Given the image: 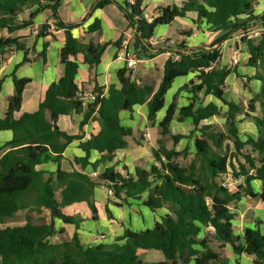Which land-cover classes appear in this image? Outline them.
I'll return each instance as SVG.
<instances>
[{
	"label": "trees",
	"instance_id": "1",
	"mask_svg": "<svg viewBox=\"0 0 264 264\" xmlns=\"http://www.w3.org/2000/svg\"><path fill=\"white\" fill-rule=\"evenodd\" d=\"M259 0H182L181 6L159 8V14L149 22L144 13L143 0H101L95 9L115 4L124 14L134 36L132 49L138 60L151 59L163 53L162 48H154L151 40L155 30L161 25H170L177 18H185L189 13L197 15L195 24L205 21L212 33L220 35L209 48L205 46L189 48L186 42L175 45V52L166 61L162 81L157 89L152 84L142 85L135 80L128 68L118 72L120 87L111 86L107 97L101 89H96L97 100L85 105L80 100L76 76L79 64L69 61L64 76L47 89L39 109L20 118L15 113L21 108L25 88L29 79H19L14 72L11 77L16 95L9 99L5 117L0 120V131H11L13 139L9 150L0 159V264H144L139 250H159L167 262L156 264H229L212 248L214 242L224 249L229 245L237 256L254 257L253 264H264V221H258L256 228L246 229L244 236L235 235L233 221L236 214L230 206L242 198L243 188L233 192L224 183L223 176L245 178L249 187L248 196L264 202V188L256 193L251 183L264 184V32L258 37L248 38L247 33L256 28H264V12L255 15V5ZM62 0H0V33L27 29L39 13L49 10L56 19V28L64 30L66 44L63 53L70 56L84 55L90 69H95L102 61L107 45L96 41L83 44L74 38L72 31L78 27L60 20L59 8ZM28 6L38 8L29 20L19 21V16ZM48 25H43L37 37H45ZM89 31L101 34L99 21L89 27ZM183 36L190 37L192 29L183 30ZM244 35L241 42L250 56L248 66L254 69L251 77L240 76L236 70L225 67L215 69L221 59L220 46L233 35ZM246 35V36H245ZM117 46H121L117 42ZM45 45V61H46ZM26 51V45L18 37H0V56L12 51ZM23 63H29L24 58ZM2 59H0V67ZM235 72L246 79L261 83L259 92L253 93L246 110L225 97V81ZM194 74L172 97L166 115L159 126L168 134L174 120L179 123L191 119L194 127L190 136L173 135V148H163L155 155L156 164L150 170L136 169L135 174L121 175L113 168L105 169L94 185L103 184L114 191V196L123 201L138 197L149 191L145 206L152 211L167 209L162 221L143 233L127 232L111 244H100L86 248L77 237L71 241L52 242L58 232L54 221L50 224H36L28 216L23 225H7L9 219L21 211L43 213L50 211L52 219H60L65 224H77V220L65 215L63 208L79 202H87L93 216L97 215L94 193L91 190H73L61 195L54 193L51 184L70 179L74 173L60 169L63 153L80 135H68L57 125L61 115L75 111L84 112L81 129L93 118L98 122L99 131L80 147L89 156L97 151L106 154L103 161H112L113 155L127 147L125 140L133 136V130L121 124L120 113H133L135 107L147 105L148 120L155 122L157 113L164 108V97L179 77ZM182 93L189 95L188 104L179 106ZM214 97L215 102L204 105V99ZM224 108L226 111L224 112ZM260 111L259 115L256 113ZM50 112L51 119H47ZM254 123L258 135L240 137L238 116ZM215 117L225 120L226 131L209 123ZM196 136L195 158L189 166L182 165L180 159L190 154V147L182 151L176 146L184 138ZM220 150L213 149L212 144ZM88 156L76 159V163L86 167ZM55 163L59 167L55 173L39 170L38 167ZM99 163L93 164L96 170ZM118 205V204H116ZM212 227L213 236L201 237L203 229ZM235 264H244L237 261Z\"/></svg>",
	"mask_w": 264,
	"mask_h": 264
},
{
	"label": "crops",
	"instance_id": "2",
	"mask_svg": "<svg viewBox=\"0 0 264 264\" xmlns=\"http://www.w3.org/2000/svg\"><path fill=\"white\" fill-rule=\"evenodd\" d=\"M100 1L62 0L59 8L61 21L65 24L78 25L72 31V34L79 42L89 44L91 41H96L101 45L108 44L101 63L92 70L85 63L83 54L74 57L63 53V48L66 44V34L64 30L56 28L57 21L49 10L43 11L35 16L33 25L27 29L17 31L16 33H9L7 30H3L0 33V37H18L26 45V51H12L4 57L0 56V59H2L0 67V120L5 117L9 107V99L16 95L15 85L11 77L14 72L19 79L30 80L23 94L21 108L15 113V117L20 118L26 113L31 114L39 109L47 89L52 83L59 81L64 76L66 64L69 61H74L79 64L76 83L81 93H96V89H101L103 96L107 97L111 86L120 87L118 72L128 68L127 60L129 58H135L137 63V69L135 71L128 68L133 72L135 80L142 85L152 84L157 89L162 81L165 63L175 52L176 44L186 42L189 48L201 46L209 48L212 42L220 35L219 33H212L210 26L205 21L195 24L197 15L189 13L185 18L175 19L170 25H161L156 28L151 44L154 48H162L164 50L163 53L157 54L151 59L138 60L131 48L134 33L130 29L124 14L115 4L95 9V6ZM181 4L182 0H143L145 17L149 21H152L158 16L159 8L174 5L181 6ZM37 8V6H28L25 8L24 12L19 16V21L29 20L30 14ZM263 12L264 0H259L255 5L254 13L255 15H259ZM96 21L100 23V35L96 31H89V27L94 26ZM45 24L49 26L47 35L38 38L37 33ZM188 29H192L193 34L190 37L183 36L181 32ZM252 31L261 34L264 32V28L260 27ZM241 37L242 35L240 34L233 35L221 44L219 47L221 59L213 68L223 69L228 67L236 70L240 76L245 78L253 76L254 69L248 66L250 56L246 51V46L241 42ZM117 42L121 44L120 47L117 46ZM230 44L234 46L229 47ZM45 45H47L46 61L44 58ZM227 47H229L228 50ZM25 56L29 60V63H23ZM237 56L238 62L234 63L233 59L237 58ZM219 63H222V66L217 68ZM192 78H194V74H190L187 77H179L174 81L171 89L164 97V108L157 113L154 123L148 120L147 105L135 107L133 113L127 111L120 113L121 124L125 127L132 128L133 136L125 138L127 147L117 151L113 155L112 161L101 162L106 156L105 153L101 154L97 151H92L88 156L80 147L81 142L88 141L92 135L97 134L99 131L98 122L94 120L95 115L82 129L81 123L84 119V112L77 113L73 111L68 115H61L58 118L57 125L61 131L72 136L80 135L83 138L81 141H74L66 148L60 164L62 171L74 173V176L63 181L55 180L51 184V187L57 195L73 190L93 191L97 215L95 217L93 216L87 202L75 203L62 209L65 215L77 220L78 225L65 224L60 219L53 220L50 216V211L44 210L43 213L47 215L45 223L50 224L54 221L55 229L58 232L51 238L52 242L59 240L69 242L74 237H77L86 248L100 244H111L129 231L143 233L153 228L156 223L162 221L168 211L165 208L152 211L145 206V202L148 200L150 194L148 190L138 197L129 198L127 201L122 202V199L119 200L115 196H109L105 185H94L93 181L95 180H89L87 176L89 177V174L93 171L101 174L107 168H113L115 172L123 176L126 173L135 174L136 169L150 170L156 164V154H161L163 148H173V140L171 138L173 135L190 136L194 129L191 119H187L183 123L174 120L168 134L163 133V129L159 124L166 115V110L172 101L173 95ZM238 81L239 87L236 92L230 86L232 85L231 83ZM245 83L246 79L238 77L235 72H232L225 81V96L231 90V97L229 99L227 98V100L236 102L244 111L248 104L243 106L240 102H244V99L250 101L253 93L259 92L261 87V83L258 81L249 82L248 87L245 86ZM233 93H236L237 96ZM181 98L187 100V103L183 105L189 103V95L182 93L179 97V106H183L180 104ZM215 103L218 104L217 102ZM204 105L207 104L204 102ZM225 111L226 108H224ZM259 114L260 111L258 110L256 115ZM47 119H51L50 112H47ZM238 121L240 122L238 124L239 126L247 122L244 120L243 114L238 116ZM188 123L189 127H193L192 129L190 128L188 131H176V129H179V126H184ZM209 123H211V120ZM248 124L252 127L250 132L244 133L239 129L240 137L243 141L248 136L256 138L258 135L254 123L249 122ZM197 135L199 134L195 133L192 138L182 139L176 146V150L182 151L186 146H189L190 152L195 154L194 142ZM12 139L13 133L11 131H0V159L9 150L8 143ZM87 156L89 164L86 167H82L76 163V159H84ZM96 163H99V166L94 170L92 165ZM58 167L55 163H48L39 166L38 169L55 173ZM238 179L239 186L243 188V195L239 202L230 206V209L236 214V218L233 221L234 233L242 238L246 229L256 228L258 221H264V202L248 196L249 187L245 183V178L241 177ZM251 185L256 193H261L264 188V184L260 181H253ZM21 212L28 213L27 217H32L29 214H39L37 212ZM213 235V228L206 227L203 229L201 237ZM212 248L220 253L223 258L227 259L229 264H235L238 260L244 264H253L254 262V257L233 254L229 245L224 249H220L219 243L214 242ZM139 256L144 264L167 262L164 254L159 250L140 249ZM191 264H194V260L191 261Z\"/></svg>",
	"mask_w": 264,
	"mask_h": 264
},
{
	"label": "rangeland",
	"instance_id": "3",
	"mask_svg": "<svg viewBox=\"0 0 264 264\" xmlns=\"http://www.w3.org/2000/svg\"><path fill=\"white\" fill-rule=\"evenodd\" d=\"M257 34H259V32H256ZM242 38V37H241ZM230 46H234V45H232V44H230L229 45V47ZM229 47H227V50H228V48ZM235 63V62H234ZM233 62H232V64H234ZM222 63H219L218 65H217V68L218 67H220V66H222L221 65ZM232 85L230 86V88L232 89V90H238V87H239V81L238 82H235V83H231ZM231 91V90H230ZM230 91H228L227 92V94H226V99L228 98H230L231 97V93H230ZM247 91H249L248 89H247ZM237 92V91H236ZM234 95H236L237 96V94L236 93H233ZM184 98V97H183ZM183 98H181L180 99V104L181 105H183V104H186L187 103V100H185V99H183ZM236 98V97H235ZM237 99V98H236ZM211 101H215V102H217L220 106H222V104L219 102V101H217L214 97H208V98H205L204 99V102L206 103V104H208L209 102H211ZM248 100H246V99H244V102H240L243 106H246L247 104H248ZM247 123V124H246ZM245 124H242V125H240L239 126V128H240V130H242V132H244V133H246V132H250V130H251V128L252 127H250L251 125L250 124H248L249 122L247 121ZM211 124H214V125H216L217 126V128H219L220 130H223V131H226V126H225V120L222 118V117H215L214 119H212L211 120ZM192 129L193 127L191 126V127H189V123L188 124H186V125H184V126H179V129H176V131H182V130H184V131H188L189 129ZM212 144V143H211ZM212 147H213V149L215 150V151H217V152H220V150L218 149V148H216L213 144H212ZM195 158V154L192 152H190V154L188 155V157L187 158H185V159H180V162L182 163V165H184V166H186V167H188L189 166V164H190V162L193 160ZM223 181H224V183L228 186V188L229 189H231L233 192H235V191H237L238 190V187H239V179H236V178H233L232 176H223V179H222ZM27 215H28V213H25V212H21V213H19L16 217H14V218H12V219H10V220H8V222H7V225H16V224H23V223H25L26 221H27ZM29 215H31L32 217H33V222L34 223H36V224H42V223H45L46 222V218H47V215L45 214V213H43V214H29ZM215 248H216V246H215ZM142 258H144V256H142Z\"/></svg>",
	"mask_w": 264,
	"mask_h": 264
},
{
	"label": "built area",
	"instance_id": "4",
	"mask_svg": "<svg viewBox=\"0 0 264 264\" xmlns=\"http://www.w3.org/2000/svg\"><path fill=\"white\" fill-rule=\"evenodd\" d=\"M149 22H152V21H149ZM258 36H260V33L257 34L253 31L247 33L248 38H254V37H258ZM242 37H244V35H242ZM233 62H235V63L238 62V56H237V58L233 59ZM127 67L133 71H135L137 69V63H136L135 58H129L127 60ZM79 97H80V100L83 101L85 105L93 104L97 100V95L94 94L93 92H82ZM89 175L93 178H98L100 174L98 172L93 171ZM107 194L109 196L114 197V191L111 188H107Z\"/></svg>",
	"mask_w": 264,
	"mask_h": 264
},
{
	"label": "water",
	"instance_id": "5",
	"mask_svg": "<svg viewBox=\"0 0 264 264\" xmlns=\"http://www.w3.org/2000/svg\"><path fill=\"white\" fill-rule=\"evenodd\" d=\"M132 52H133V50H132Z\"/></svg>",
	"mask_w": 264,
	"mask_h": 264
}]
</instances>
